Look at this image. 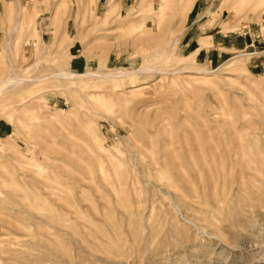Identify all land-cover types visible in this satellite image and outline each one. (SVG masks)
Returning <instances> with one entry per match:
<instances>
[{
    "label": "rangeland",
    "instance_id": "374dc122",
    "mask_svg": "<svg viewBox=\"0 0 264 264\" xmlns=\"http://www.w3.org/2000/svg\"><path fill=\"white\" fill-rule=\"evenodd\" d=\"M5 77L0 264H264V0H0Z\"/></svg>",
    "mask_w": 264,
    "mask_h": 264
},
{
    "label": "crops",
    "instance_id": "0c3cea01",
    "mask_svg": "<svg viewBox=\"0 0 264 264\" xmlns=\"http://www.w3.org/2000/svg\"><path fill=\"white\" fill-rule=\"evenodd\" d=\"M250 30V29H249ZM247 38V37H246ZM212 44L210 46L203 47L205 55L209 60L220 62L222 59H227L230 54H232V42L230 39L226 38V36H217L216 34L211 35ZM250 42L248 44L252 45L255 42V39L249 38ZM253 41V42H251ZM73 58H71L72 68L75 70H82L87 65V60L81 58L80 55L73 54ZM262 63L259 61L257 65H261Z\"/></svg>",
    "mask_w": 264,
    "mask_h": 264
},
{
    "label": "bare ground",
    "instance_id": "6f19581e",
    "mask_svg": "<svg viewBox=\"0 0 264 264\" xmlns=\"http://www.w3.org/2000/svg\"><path fill=\"white\" fill-rule=\"evenodd\" d=\"M65 73H63L64 75ZM62 75V76H63ZM85 76V75H84ZM67 79H76V78H79L80 77V74L79 73H68L66 76H65ZM25 80L22 79V78H18V77H12V78H9V77H5L3 78L1 81H0V96L2 94V91H3V87L4 86H11V85H14L15 84H20L22 82H24ZM43 81V80H42Z\"/></svg>",
    "mask_w": 264,
    "mask_h": 264
}]
</instances>
